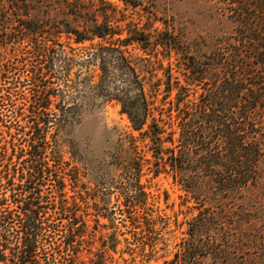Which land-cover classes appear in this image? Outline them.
<instances>
[{
	"label": "trees",
	"instance_id": "16d2710c",
	"mask_svg": "<svg viewBox=\"0 0 264 264\" xmlns=\"http://www.w3.org/2000/svg\"><path fill=\"white\" fill-rule=\"evenodd\" d=\"M118 1L137 7L148 0ZM219 1L233 30L203 39L202 50L166 21L152 31L120 22L106 0H0V45L12 46L7 58L14 60L0 68V106L8 105L13 120L24 117L19 137L1 120L0 126L8 129L4 141L27 144L0 153V264H78L87 223L76 213L75 197H65L67 183L56 160L46 159L45 140L50 128L59 131L69 120L73 103L63 91L77 82L93 101L118 103L138 132L126 140L131 193L122 203L128 222L135 225L148 208L143 167L170 172L197 213L167 264H204L218 254L219 199L255 189L264 179V0ZM134 45L144 55L134 56ZM172 55L183 84L172 80ZM10 72L15 87L28 89L19 104L2 86ZM160 92L166 108L155 105ZM208 200L214 202L209 216ZM132 202L138 207L133 213Z\"/></svg>",
	"mask_w": 264,
	"mask_h": 264
},
{
	"label": "rangeland",
	"instance_id": "374dc122",
	"mask_svg": "<svg viewBox=\"0 0 264 264\" xmlns=\"http://www.w3.org/2000/svg\"><path fill=\"white\" fill-rule=\"evenodd\" d=\"M106 2L114 7L120 22L130 21L145 31H152L154 28L161 29V21H166L170 29L183 33L202 50L203 39L209 42L213 37L227 35L233 30V23L226 19L225 9L224 14L219 0H148L137 7L118 0ZM61 40L65 39L62 37ZM129 49L134 56L144 55L136 45ZM10 51L12 46L0 45V68L6 69V65L14 62L7 58ZM147 52L153 53L152 50ZM157 56L166 66V59H162L161 54ZM170 62L172 80L176 76L183 84V76L173 55ZM157 75L162 76V70H158ZM7 76L9 78L2 81L5 82L2 86H6V93L19 104L28 89L26 86L18 89L15 83L10 82L12 72ZM63 93L69 95L67 102L73 103L68 111L70 118L59 131L50 128L45 135L46 159L49 162L55 159L59 164L57 173L67 183L63 190L65 197L68 200L70 196L75 197L76 213L87 223L86 235L79 246L78 264H167L178 243L187 236L184 233L187 222L197 213L191 208L194 200L170 172L160 170L154 173L144 166L140 183L149 193L148 208L144 210L145 217L138 219L136 227L131 225L127 214H123L126 206L122 203L123 197L131 193L125 149L128 134L138 136V132L131 129L118 103L113 100L93 101L81 83L65 87ZM174 93L175 90L166 101L173 100ZM194 95L197 93L190 94V97ZM161 96L162 92L157 95L155 105L166 108L167 103L162 105ZM5 107L8 108V105L0 106V120L10 126L15 137H19L24 117L13 120ZM153 112L157 116V111ZM162 117L167 119L166 114ZM6 130L7 127L0 126V153L3 154L6 147V154L9 155L10 145H15V150L27 145L24 140L4 141L9 138ZM144 142L138 138L137 143L142 149H146ZM146 156L150 157L148 152ZM70 176L73 178L71 185L68 184ZM51 182L47 181L46 191L52 190ZM50 197L53 199V196ZM213 203V200H208L205 204L208 216L212 213L210 205ZM218 203L214 211H220L222 219L213 236L217 237L219 252L216 256L204 258V264H264V179L257 188L251 187L243 194L229 196L228 199L222 197ZM129 204L131 213L138 210L133 202ZM101 213L105 216H100ZM59 228L61 230L56 233L61 234L64 227ZM52 234L50 240L59 236ZM211 239L209 236V241Z\"/></svg>",
	"mask_w": 264,
	"mask_h": 264
}]
</instances>
